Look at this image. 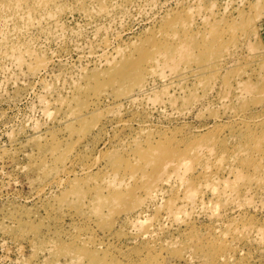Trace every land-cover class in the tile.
<instances>
[{"label": "rangeland", "instance_id": "374dc122", "mask_svg": "<svg viewBox=\"0 0 264 264\" xmlns=\"http://www.w3.org/2000/svg\"><path fill=\"white\" fill-rule=\"evenodd\" d=\"M0 33V264H264V0H0Z\"/></svg>", "mask_w": 264, "mask_h": 264}, {"label": "bare ground", "instance_id": "6f19581e", "mask_svg": "<svg viewBox=\"0 0 264 264\" xmlns=\"http://www.w3.org/2000/svg\"><path fill=\"white\" fill-rule=\"evenodd\" d=\"M226 7V6H225ZM22 13V12H21ZM30 12H28L27 14H29ZM26 15V14H25ZM30 15V14H29ZM23 17V16H22ZM54 17V16H53ZM206 18V17H205ZM56 25V24H55ZM1 34V33H0ZM254 37H255V35H254ZM162 38V37H161ZM99 60V59H98ZM105 60V59H104ZM156 60V59H155ZM158 60V59H157ZM159 62V61H158ZM157 61H156V65H157V63H158ZM159 64V63H158ZM196 68V67H195ZM149 69V68H148ZM192 69H194V68H192ZM151 70V69H150ZM153 72V71H152ZM162 75H163V73H162ZM165 75V74H164ZM160 76H161V74H160ZM159 76V77H160ZM162 77H164V76H162ZM166 79V78H165ZM157 86V85H156ZM147 89H141V91L140 92H136V93H133V94H131V95H129V99L130 100H134V99H136L141 93H143V92H145ZM146 94V93H145ZM148 96V95H147ZM139 99V98H138ZM148 100V99H147ZM135 103H136V101H135ZM200 150V149H199ZM210 151V150H209ZM199 153V152H198ZM262 154V153H261ZM254 155V154H253ZM259 155V154H258ZM135 156V155H134ZM201 156V155H200ZM262 157V156H261ZM249 158H250V156H249ZM167 160H169V159H167ZM175 161V160H174ZM164 163V162H163ZM169 163H172V162H168L167 161V163H165V166L166 165H168ZM175 164V163H174ZM173 163H172V165H174ZM255 165V164H254ZM161 166V165H160ZM165 166H164V169H165ZM179 167H181L182 166V164L180 163L179 165H178ZM163 167V166H162ZM172 169V168H171ZM179 169V168H178ZM161 171V170H160ZM165 171V170H164ZM235 171V170H234ZM171 172V171H170ZM177 172V171H176ZM239 172V171H238ZM177 174H179L178 172H177ZM183 174H185L184 172H183ZM241 173H239V175H240ZM159 175H160V173H159ZM213 175V174H212ZM171 176V175H170ZM116 177V176H115ZM126 177H128V176H126ZM180 177V176H179ZM179 177H177L178 179H179ZM184 177V176H183ZM131 178V177H130ZM130 178H128V180H127V182L126 183H128V181H130ZM165 178V177H164ZM235 178H237V176H235ZM182 179V178H181ZM168 180V179H167ZM123 182V179H121L120 181H119V184H120V182ZM181 181V180H180ZM179 181V182H180ZM178 190H180V189H178ZM194 192V191H193ZM215 192V191H214ZM233 193H234V191H233ZM232 194V193H231ZM190 195H192V192H191V194ZM192 197V196H191ZM191 197H188V200H190L191 199ZM263 197V196H262ZM193 198V197H192ZM195 199V198H194ZM193 199V200H194ZM192 201V200H191ZM190 201V202H191ZM194 203V202H193ZM192 203V204H193ZM196 203V202H195ZM185 205V204H184ZM180 206V205H179ZM201 209H202V207H201ZM215 212V211H214ZM218 214V213H217ZM212 215V214H211ZM139 221V220H138ZM137 223V222H136ZM138 223H140V222H138ZM246 229V228H245ZM261 232V231H260ZM260 232H259V234H260ZM145 235V234H144ZM255 235H256V233H255ZM257 239V238H256ZM227 241V240H226ZM238 246V245H237Z\"/></svg>", "mask_w": 264, "mask_h": 264}]
</instances>
